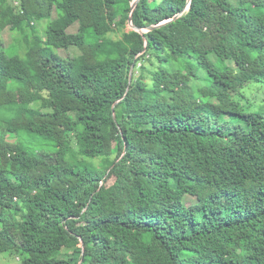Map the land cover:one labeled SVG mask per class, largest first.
I'll use <instances>...</instances> for the list:
<instances>
[{
	"label": "trees",
	"instance_id": "1",
	"mask_svg": "<svg viewBox=\"0 0 264 264\" xmlns=\"http://www.w3.org/2000/svg\"><path fill=\"white\" fill-rule=\"evenodd\" d=\"M131 1L0 0V30L18 34L27 7L64 22L23 47L0 37V113L13 108L0 117V254L264 264V0H139L138 28L180 14L143 34L127 28ZM155 82L165 101L147 100ZM18 131L53 149L5 141Z\"/></svg>",
	"mask_w": 264,
	"mask_h": 264
},
{
	"label": "rangeland",
	"instance_id": "2",
	"mask_svg": "<svg viewBox=\"0 0 264 264\" xmlns=\"http://www.w3.org/2000/svg\"><path fill=\"white\" fill-rule=\"evenodd\" d=\"M9 1L12 2L15 7H18L16 0H9ZM133 1L134 0H132V2ZM33 11H34L33 7H27V12L25 11L20 12V15H19V29L20 30L18 34L11 31L9 27H6L3 30H0V37L3 41L4 47L7 48L10 44H15V41L17 38L19 40V42L17 43V46L23 47L20 41L22 39V36H26L31 33H34L38 37H44L45 27L47 25H49V27L53 29V28L59 27L64 24L63 20L60 18H57L55 14H50V17L46 20H40V21L34 20L32 18ZM127 28H129L128 24H127ZM76 29H77V26L75 25L71 27L69 31L75 32ZM111 37L116 38V34L112 35ZM59 53L63 57H73L77 55V50L67 49L65 51H59ZM211 59L220 68H229V66H232L233 68H235L233 63H231L230 61L222 62L218 60L217 58H215L214 56H211ZM163 66L167 67L170 70V73L172 74L176 72L178 73L180 72V68L178 67L179 65L177 66L176 61H172L169 64L166 63ZM76 71H78V69H76ZM145 82L149 83L150 81L148 79H145ZM158 85H160L159 82H155L153 90L147 93L146 97L148 101H153V102L155 101L159 102L161 100L165 101V97L162 96L159 92H157ZM23 87H24V83L18 80H11L8 83V90H11V91H16ZM260 107L263 109V104H261ZM12 115H13V108L4 107L3 109H1L0 117L2 116L10 117ZM5 141L9 143L22 142L34 150L37 148L40 150L43 149L45 151H50L51 149H53L52 144H45L44 146H40L39 144H37L38 142H35L36 140L33 135H31L28 132H24V131H18L15 137L5 138ZM120 188H121V184H117L116 187L115 188L113 187L112 190H115V189L119 190ZM22 208H25L24 202H21L19 200H15L13 202V209L15 213H19ZM24 257L25 256L23 254H19L15 256V255H11L10 253H3V254H0V264H21V260Z\"/></svg>",
	"mask_w": 264,
	"mask_h": 264
},
{
	"label": "water",
	"instance_id": "3",
	"mask_svg": "<svg viewBox=\"0 0 264 264\" xmlns=\"http://www.w3.org/2000/svg\"><path fill=\"white\" fill-rule=\"evenodd\" d=\"M190 1H191V0H188V3H190ZM131 2H132V1H131ZM138 2H139V0H134V1L131 3V6H130V13H129V17H128V27H129L131 30H135V31L139 32L140 34H143V33H145L146 31L151 30V29H153V28H155V27H159V26H161V25H163V24H166L167 22H170V21L176 19V18L179 17V15H180V14H179V15H176L174 18H172V19H170V20H167V21H164V22H162V23H160V24H158V25H156V26H151V27H147V28H138V27L134 26L133 23H132L133 12L135 11V9H136V7H137ZM132 69H133V68H131L130 73H129V82H130V80H131V76H132Z\"/></svg>",
	"mask_w": 264,
	"mask_h": 264
}]
</instances>
